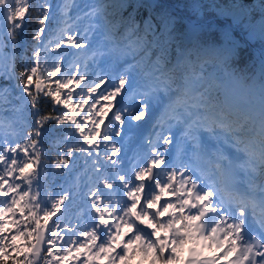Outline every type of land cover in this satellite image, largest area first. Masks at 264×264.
Instances as JSON below:
<instances>
[{
	"label": "snow or ice",
	"instance_id": "snow-or-ice-1",
	"mask_svg": "<svg viewBox=\"0 0 264 264\" xmlns=\"http://www.w3.org/2000/svg\"><path fill=\"white\" fill-rule=\"evenodd\" d=\"M68 6L67 3L58 5L61 11L67 9ZM33 7L37 13L38 23L34 38L38 39L49 18L51 6L46 0L35 6L32 5L31 0H0V22L7 23L6 35L13 45V53L6 54L3 51L4 44L0 40V77L6 81H17L16 84H0V113L5 110L6 106H10L8 110L13 113H21L23 109L16 102H21L25 107L30 103L33 115H35L33 133L36 137L43 135V126L49 121H54L57 128L71 121L75 125L74 132L79 133L83 144L89 145V148L74 149L68 146L66 152L61 150L59 159L52 161L53 166L59 169L61 166H67L68 159L65 157L70 158L74 150L90 152L92 146L97 143V136H102L104 141L111 142L108 133L99 131L100 123L103 122V116L107 115V112L101 109L96 114L101 118L97 121L91 115V108L89 109L88 119L92 120L93 127L87 130L88 134L85 135L86 129L76 120L77 113L73 107L72 90L69 88L66 96H61V89L68 88L69 84L73 83L72 77L67 80L57 79L54 90H45V81L41 75H38V66H32L29 69L25 65L20 75H16L15 44L19 34L17 30L25 27V22L30 17V10ZM112 7H123V5ZM233 7L239 8L240 6L234 5ZM85 8L88 9L84 12L87 18L102 15L104 10L102 5H85ZM261 10L264 11V5H261ZM158 19L162 25L161 30L158 31L157 26L151 19H148L144 22L143 34L140 33L139 27L132 19L124 22L125 31L121 37L120 50L125 55L131 56L135 62L128 65L125 72L119 76L115 89L108 92L102 99L109 101L105 108H110L111 99L120 95L126 86L129 87L132 100L135 101V97L139 95L141 101L138 104L124 105L122 111L113 113L112 119L122 125L126 114L130 121L139 122L145 119L154 93L158 90H163L165 93L172 92L173 85H176L175 98H170V102L165 105L161 123L166 118L168 123L166 130L169 133L172 132L174 126L172 121L183 125V129H178L180 131L178 136L164 135L161 132L158 138L163 141L165 149L174 141L177 152L184 155L191 163L181 164L179 167L172 165L171 170L166 165L160 173H156L154 168H159L161 164H164L165 157L157 147H153V158L149 165L135 172V179L140 183L133 185L132 181L120 175L119 179L124 185L127 201L117 203L114 207L111 204H102L100 207L104 209L103 212L97 208L100 212L99 224L94 226L91 233H84L88 242L96 249L93 252V258L99 259L103 256L108 259L109 264H116L117 261L121 264H128L132 254L138 253L143 259H148L149 264H217L221 258L226 261V264H264V187L261 188L262 195L258 200L254 197H238L234 194L238 185L242 183L252 186L254 180L252 173L255 172L254 162L259 161L260 164H264V91L261 95L258 125L254 138L248 137V133L252 132V128L246 127L250 119L248 116L244 117L243 122H227V116L223 112L218 116H202L198 112L189 111L188 100L192 98L197 82L203 78L189 71L177 77L179 69L185 65L191 67V61L188 59L191 53L182 45L176 63L172 67H167L170 62L169 44L173 39V21L165 14H160ZM0 27H3L2 23ZM116 28L117 25L112 23L107 29L110 33L109 40L115 35ZM71 39L72 37H69V40ZM226 40L231 43L227 34ZM75 46L82 47L79 43ZM197 47L198 45H193V49ZM154 48L158 52L153 53ZM39 55V51L34 52L36 58H39ZM152 55L156 56L155 60L151 59ZM145 68L148 71H144ZM137 69H140L144 76L150 77L152 81L149 88L143 92L139 90L136 81ZM60 70L57 66L50 75L55 76ZM83 79L84 76L81 75L75 83L78 85ZM178 79L182 80V83H177ZM32 85L35 87V92L30 87ZM88 91L95 92L96 88L89 86ZM17 92L19 94L14 95ZM41 94L51 97L57 105L63 104L68 111L57 116L40 115L38 100ZM196 95L197 97L203 96L202 93ZM86 102L87 97H83L79 107L82 108ZM96 103L99 101L97 100ZM95 107L96 104H92V108ZM69 112L72 114L69 115ZM252 120L256 123L255 118ZM213 125L226 131L225 144H230L237 153L245 154L247 159L244 163L236 162L239 159L238 156H229L218 146L210 149L201 141L198 135L199 129L203 127L211 132ZM66 131L71 133L73 130L66 129ZM114 131L116 136L121 135L119 127H116ZM33 133H29L25 138L23 146L17 143L16 147L0 149V162L6 165L4 173L12 175L18 170L29 185H31L30 177L33 175L31 171L33 163L40 164V153L36 151L38 141L32 139ZM63 139L67 141L69 136L65 135ZM29 142L33 148L32 154L27 151ZM18 148L24 153L26 159L18 160L16 155ZM112 149L113 152L117 150L115 144L112 145ZM7 152L13 155L6 157L4 153ZM106 158L111 159V156H106ZM241 172L244 173L243 176ZM145 177H147V183ZM5 183L13 192L21 187L19 184L13 186L12 183L3 179V175H0V189ZM112 186V184H106V187L111 188ZM7 194L0 190V195L6 196ZM22 194L23 196L29 195L28 192ZM169 194L175 197V202L171 200L161 202V197ZM142 196L143 199H141ZM64 198L61 196L59 200L63 201ZM32 199L35 200L36 197ZM11 203H17L15 195ZM58 203H53L52 208L58 209ZM35 207H41L38 200ZM6 209L7 211L12 210L10 205H5V207H0V213ZM109 209H111L109 215L105 216L104 212H109ZM150 209H155V211H150ZM43 211L45 218L51 217L52 212L46 207ZM163 217L167 218L162 219ZM101 225L104 226L102 229ZM96 229H100L99 233ZM0 230L3 229L0 228ZM98 239L100 242L97 244ZM48 242L52 243L51 240ZM4 247L0 245V252L4 251ZM71 250V242L69 246L61 249L66 254H70ZM39 251V248L34 250L33 258ZM185 251L188 253L187 257L184 256ZM204 251L214 254L204 256ZM217 252L218 254H215ZM47 254L54 255L51 249ZM230 255H234L235 258L228 259ZM47 264H51V261Z\"/></svg>",
	"mask_w": 264,
	"mask_h": 264
},
{
	"label": "trees",
	"instance_id": "trees-1",
	"mask_svg": "<svg viewBox=\"0 0 264 264\" xmlns=\"http://www.w3.org/2000/svg\"><path fill=\"white\" fill-rule=\"evenodd\" d=\"M73 0H46L50 7L49 18L45 22L43 31L38 39L34 38L38 28L37 13L35 7L30 10V17L25 22L24 30H17L18 36L15 44V72L19 76L25 65L30 69L32 66H38V75L45 81V90L55 89L56 80L61 79L56 72L55 76L50 75L55 68L59 67V62L65 50V37H63L65 20L74 10ZM76 1V0H75ZM98 5L104 6L102 19L109 28L112 23L117 25L115 35L125 31L124 22L132 19L139 27L140 33L143 34L144 22L151 19L153 24L157 26V30H161L162 25L158 16L165 14L173 21V39L169 44V63L167 67L174 64L180 46L190 51L188 59L191 61V67L185 65L179 69L177 73L181 75L186 72H194L203 79L199 80L202 85L206 80V72L212 63L207 60H201L200 53L220 52L232 46L229 56L216 64V70L220 74L226 75L231 79H240L245 87H252L261 82L264 77V61L259 57L255 50H259L264 55V35H259L251 41H247L242 37L241 32H247L253 29L256 21L264 16L261 5L264 0H96ZM45 0H31L33 6L38 3H44ZM67 3L69 6L61 11L58 5ZM238 4L244 8L245 14L239 24L232 28L233 39L231 43L226 40L224 31L225 23L220 17V11L225 7ZM114 5H123V7H112ZM67 13H70L68 16ZM192 18L202 20V30L189 43L184 41V22L186 19ZM7 28V26H6ZM228 35V34H227ZM151 37H149L150 39ZM0 40L4 44L3 51L6 54L13 53V45L10 42L6 31H1ZM198 47L193 49V45ZM233 45L235 47H233ZM39 51V58L34 56V52ZM153 53L158 52L157 49L152 50ZM151 58L155 60L156 56ZM67 80V79H65ZM16 84L17 81H6L0 77V84ZM35 92L34 85L30 86ZM217 82L210 83V95L217 94L219 90ZM66 88L61 89V96L65 97ZM19 94L14 93V95ZM208 99H205V102ZM23 111L21 113H13L6 106L5 110L0 113V125L6 126L10 131L2 133L0 130V149L16 147L17 143L24 145L25 138L29 133H33L35 127V115L29 103L26 107L21 102ZM76 110V120L82 127H86L82 120L84 111L82 108L73 105ZM38 108L40 115H61L62 112L68 111L63 104H55L51 97L40 95L38 100ZM72 113L69 112V115ZM245 115H243L244 119ZM250 118V117H249ZM11 120L17 125V132H14ZM251 118L247 124L250 126ZM75 125L71 121L62 124L57 128L54 121H49L43 126V135L36 137L33 133L32 139L38 141L36 151L40 153V164L35 162L31 171L33 175L30 177L31 185H29L19 171H15L12 175L4 173L6 165L0 162V175L8 183L10 178H15V183L21 187L16 188L19 192L17 203H11V211L7 209L0 213V245H4V251L0 252V264H109L106 257L101 256L99 259L93 258L92 244L88 242L85 232H92L82 225L74 222V216H80L83 207L88 201L89 192L84 189L82 178L89 166L88 151L74 150L72 156L65 157L68 159L67 166H61L57 169L53 166L52 161L59 159L61 150H67L68 146L74 149H88L89 145L83 144L82 137L79 133L74 132ZM66 129L73 130L71 133ZM86 129V128H85ZM10 132V133H9ZM88 134L87 129L85 135ZM69 136L65 141L63 137ZM27 151L32 154L33 148L30 146ZM10 152L4 153L6 157H11ZM19 159H26L24 153L18 148ZM11 162L10 160L8 161ZM22 166V165H21ZM7 192L6 196L0 195V207L10 204L11 190L8 184H3L0 189ZM23 192H28V196H23ZM65 197L63 201L59 198ZM36 197V199H32ZM37 200L41 207L36 208ZM58 203V209H53V203ZM47 208L52 215L45 218L44 208ZM35 230V231H34ZM39 233V235H38ZM55 233V235H53ZM83 234L84 237H81ZM43 237V247L40 260L37 263L32 261L30 251L35 249V242ZM51 240L52 243L48 241ZM71 242V253L66 254L61 251L65 246H69ZM97 240V244L99 243ZM10 245V246H8ZM51 249L54 255H48ZM46 257V259H45ZM63 257V259H60ZM105 260H107L105 262ZM116 264H121L117 261ZM128 264H149L143 259L132 261Z\"/></svg>",
	"mask_w": 264,
	"mask_h": 264
},
{
	"label": "rangeland",
	"instance_id": "rangeland-1",
	"mask_svg": "<svg viewBox=\"0 0 264 264\" xmlns=\"http://www.w3.org/2000/svg\"><path fill=\"white\" fill-rule=\"evenodd\" d=\"M72 3L75 10H72L71 15H69L70 13L66 14L67 16H69L65 20L66 26L64 27L63 37H65L64 41L65 46L67 47L65 48L64 53L61 56V58L63 59H60L61 62L59 64V68L61 70L58 71L57 74L64 80L68 79L69 77L73 78V83L69 84L68 88H66L65 91V94H67L69 88L72 90L74 94L73 105L79 107V104L82 101L83 97H87V102L84 103L82 107V109H84L83 121L86 125L87 130L93 127L92 120L88 119L90 108L91 115L97 121L101 119L96 115L101 111V109H104V111L107 112V115L103 116V122L100 123L99 126V131L104 133L103 131L106 128V122L108 120L112 121L114 129L117 126V122L112 119L113 113L117 110L115 109L114 111H111L109 108H105V105L109 104V101L102 99V97L106 96L108 92L113 91V89L116 87V84L113 88L110 87L108 89L107 85L110 86V83L107 84L106 76L100 77L98 74L94 75L95 71L97 70V67H95L97 65L96 63H99L101 65L102 61H104V58L108 56L105 55L103 59H97L99 52L98 50L100 49L99 47L101 45H110V40L108 39L107 33L108 31L102 23L101 15L93 16L91 18H87L84 16V12L88 11V9L85 8V5H97L95 3V0H73ZM235 5L238 4L236 3ZM227 8L229 7H225L220 11V17L225 23V33L228 34L230 39H233L234 36L232 34V28H234V26L238 24L244 17L245 10L242 7H235L242 10V13L240 16L234 17L232 15L225 14V10ZM260 20L264 21V16L256 21L253 29L247 32L242 31L243 37L253 40L259 35H264V23L260 28H256V25ZM69 37H72V39L69 40ZM76 43L81 44L82 47H76ZM231 49L232 46H229V48L227 47V51L220 50L219 53L213 54V60H217L216 62H221L229 55ZM83 64H85L86 67H89V72H84ZM145 70L148 71L147 68H145ZM138 73H136L137 79L140 78V75ZM81 75L84 76V79L81 80L77 85L75 81L79 80ZM95 76L97 78H95L93 81V77ZM101 81H103V83H101ZM216 81L221 86L223 85V90L220 91L219 95L216 96L215 99L219 101V97H221L222 100L221 103H219L215 99H211L210 101H212L213 103L217 102V105L215 107H212L208 103H205L207 112L210 115H219L221 112H223L225 115L231 117L233 121L243 122L241 114L246 115L247 112L251 110V116L252 118L256 119V123L252 122V132L248 133V137L254 138L258 125V112L260 108L261 95L262 91H264V78L259 85L256 84L252 87H245L241 85L240 79H227V77L218 74L214 69H212L208 71V77L205 83H203L201 86L197 85L194 92H196V94L202 93L203 98H208L207 93L209 89L207 88V86L209 85V83H213ZM87 86L95 87L96 91L90 93ZM161 92H163V90H161ZM118 96L113 98L116 99L118 98ZM97 100L99 101V103H96ZM151 103L152 102H150V105ZM92 104H96V107L92 108ZM124 121L126 122L128 128L134 127L138 123L130 121L127 116L124 118ZM3 129H5L6 131V128ZM120 130L121 134H125V131L122 128H120ZM115 136V133H112L110 135L111 142L104 141L102 136H97V143L92 146L91 151L89 152L91 157L90 165L85 172L83 181L85 182V186L90 193V201L84 208L82 215L78 218H75V223L83 224V226H85L86 228H92V230H94L95 225L99 224L100 212L104 211V209L100 207L102 204H111L114 207L117 205V203H121V201L119 200L113 201V199L109 197L108 192H106V190H110L114 187L118 189L119 187H124L120 179L118 186L113 185L111 188L106 187L107 183L113 184L110 177V173L112 171L110 167L112 165L113 159L118 155V151L116 150L115 152H113L112 149V145H116L115 140H113ZM112 155L114 157L113 159L106 158V156ZM254 166L255 172L252 173L254 177L253 183L257 184L260 178L262 179V181H264V164H260L259 161H257V164L255 165L254 163ZM169 196L170 194L164 195L162 196V198L164 200ZM141 199H143V196L141 197ZM97 208H100V212L97 211ZM110 211L111 209H109V212H104V215L108 216ZM103 227L104 226L101 225V229ZM96 231L97 233H99L100 229H96ZM125 239H127V237H125ZM35 247L39 249L43 247V237L35 242ZM203 255L209 256V254L205 251ZM141 258L142 257L138 253H134L132 254L131 260L134 261ZM144 260L149 261L148 259Z\"/></svg>",
	"mask_w": 264,
	"mask_h": 264
},
{
	"label": "bare ground",
	"instance_id": "bare-ground-1",
	"mask_svg": "<svg viewBox=\"0 0 264 264\" xmlns=\"http://www.w3.org/2000/svg\"><path fill=\"white\" fill-rule=\"evenodd\" d=\"M241 13H242V10L237 9V8H235V7H232V6H230L229 8H227V9L225 10V14L232 15V16H234V17H238V16H240ZM263 23H264V21H263V20H260V21L257 23L256 28H260V27L263 25ZM228 56H229V55H228ZM83 70H84L85 73H87V72H89V67H86V65L83 64ZM95 78H97V77H96V76L93 77V81H94ZM89 82H91V81H89ZM88 84H89V83H88ZM88 87H89V86H87V88H88ZM192 95H193V93H192ZM227 114H228V113H227ZM208 115H210V114L208 113ZM210 116H211V115H210ZM212 116H218V115L214 114V115H212ZM226 116H227V122H233V119H232L231 117H229L228 115H226ZM212 128H214V130H219V132L216 134V136H215V138H214V141H215V142H221V143H224V144H225V142H224V136L227 134L226 131L223 130V129H220V128L216 127V126H212ZM103 132H104V133H108L109 135H110L112 132H114V128H113V126L111 125V121H107V128H106ZM254 184H255V183H254ZM259 184H260V182L258 181L257 184H255V186H258ZM226 246H227V245H226V243H225V247H226ZM205 252L208 253L209 256L212 255V254H214L213 252H208V251H205ZM203 253H204V252H203ZM215 254H218V252L215 253ZM234 258H235V257H234ZM234 258H232V259H234ZM228 259H229V257H228ZM218 263L226 264V261H225L223 258H221V259L217 262V264H218Z\"/></svg>",
	"mask_w": 264,
	"mask_h": 264
},
{
	"label": "water",
	"instance_id": "water-1",
	"mask_svg": "<svg viewBox=\"0 0 264 264\" xmlns=\"http://www.w3.org/2000/svg\"><path fill=\"white\" fill-rule=\"evenodd\" d=\"M258 54L262 56V54L260 52H258ZM40 254H41V252L39 251V253L36 254L35 258H33L34 262H38V260L40 258ZM31 255L32 256L34 255V251H31Z\"/></svg>",
	"mask_w": 264,
	"mask_h": 264
}]
</instances>
